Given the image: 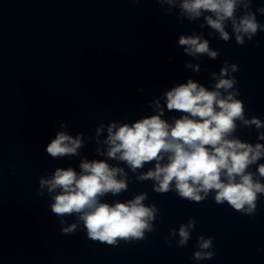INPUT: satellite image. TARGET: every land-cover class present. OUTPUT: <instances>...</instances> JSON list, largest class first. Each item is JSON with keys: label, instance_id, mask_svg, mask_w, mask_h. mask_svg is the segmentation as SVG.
<instances>
[{"label": "clouds", "instance_id": "obj_1", "mask_svg": "<svg viewBox=\"0 0 264 264\" xmlns=\"http://www.w3.org/2000/svg\"><path fill=\"white\" fill-rule=\"evenodd\" d=\"M154 2L161 8L166 5V14L178 10L180 23L184 19L202 20L200 29L207 27L211 30L209 37L224 42L234 37L237 45L244 46L264 32V23L257 19V14L264 15V6L253 10L257 0ZM177 46L194 59L219 57L203 32L179 35ZM185 68L201 71L200 63L188 62ZM238 70L237 64L224 61L218 73L210 74L211 87L191 78L175 83L149 102L152 114L131 122L100 123L92 137H85L83 132L73 136L62 122L61 130L47 144L46 153L53 160L80 157L79 170L57 167L50 175L39 177L36 191L37 196L47 193L61 233L84 231L88 240L110 247L145 240L147 234L155 232L160 216L155 203H146L149 193L140 192L131 199L111 203L104 199L127 192L133 176L135 182L151 181L152 191L157 194L174 192L190 203H203L211 195L215 204H227L242 215L254 217L264 197V163L260 162L264 160V120L246 116L236 87L234 73ZM166 112L180 115L166 119ZM245 128L255 129L257 142L236 135L238 129ZM90 140L95 142L96 155L104 159L90 160L81 155ZM146 165L152 166L144 171ZM67 217L74 220L69 222ZM196 223L189 218L170 229L165 243L172 247L175 239L176 247H187ZM215 255L214 238L197 236L190 259L200 262Z\"/></svg>", "mask_w": 264, "mask_h": 264}]
</instances>
